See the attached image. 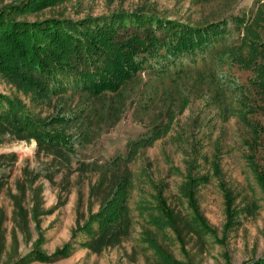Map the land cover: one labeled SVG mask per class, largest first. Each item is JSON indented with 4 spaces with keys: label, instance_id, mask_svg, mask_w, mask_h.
I'll use <instances>...</instances> for the list:
<instances>
[{
    "label": "rangeland",
    "instance_id": "374dc122",
    "mask_svg": "<svg viewBox=\"0 0 264 264\" xmlns=\"http://www.w3.org/2000/svg\"><path fill=\"white\" fill-rule=\"evenodd\" d=\"M3 11L12 14L0 17V61L19 68L27 61L8 51L7 34L26 44L23 57L33 56L32 42L48 48L44 42L63 23L78 28L102 18L104 27L108 16L137 12L193 27L226 20L236 39L243 25L236 28L232 18L254 26L264 0H0ZM218 46L196 64L186 62L175 82L172 73H144L99 99L67 92L45 101L20 91L1 70L0 97L60 131L74 151L4 137L0 264H264V184L248 160L253 133L243 119L264 125V97L252 89L241 95L249 73ZM152 133V142L132 147ZM126 171L131 227L105 245L95 241L91 217Z\"/></svg>",
    "mask_w": 264,
    "mask_h": 264
},
{
    "label": "trees",
    "instance_id": "16d2710c",
    "mask_svg": "<svg viewBox=\"0 0 264 264\" xmlns=\"http://www.w3.org/2000/svg\"><path fill=\"white\" fill-rule=\"evenodd\" d=\"M5 12L7 16L12 14L3 11L0 12V17ZM106 18L111 22L104 24V27L102 23L107 21L102 22V18L84 20L78 28L61 24L60 31L50 33L51 39L44 42L48 48L36 49L41 43L32 42L34 54H27L28 58L21 55L29 52L26 44H19L15 34H7L3 42L8 51H15L29 65L20 62L21 65L17 68L0 61V72L9 73L10 76L7 77L20 91L33 92L45 101L67 92L99 99L119 93L126 83L144 73L155 79H163L172 73L171 77L175 82V77L181 78V73L185 71L186 62L196 64L210 49L219 45L218 52L221 51L220 53L228 57V61L249 73L247 85L241 86L242 88L238 86L241 95H244L245 89H252L255 94L264 97L263 16L257 17L260 20H255L254 26L250 22L246 25L242 17L232 18L236 28L243 25L242 36L239 34L236 39L226 20L205 27H193L137 12L113 14ZM11 24H16L17 30L20 28L14 21ZM82 27H90L91 30H80ZM70 31H76V34L71 35ZM12 60L16 65V58ZM62 77L67 80L66 84L62 83ZM242 105L245 109L244 102ZM67 119L75 118L71 116ZM243 119L253 133L251 141L248 142L252 152L248 160L254 174L264 184V125L251 124L245 117ZM58 121L61 123L63 120ZM48 127L50 126L32 120L15 102L0 97V144L6 140L5 136L15 137L16 134L25 139L37 140L42 146L59 147L73 153L71 140L60 131L55 132ZM156 136L153 133L142 136L131 145L134 149L140 148L152 142ZM256 151L261 153V163L256 159ZM127 155L121 160L129 161L131 157ZM130 185V174L126 171L115 182L110 195L99 206L97 214L91 217V221L96 222L95 241L109 245L129 231ZM158 204L160 213L167 217L169 208L161 195L158 196ZM199 223L206 227L201 220ZM94 244L96 242L91 243Z\"/></svg>",
    "mask_w": 264,
    "mask_h": 264
}]
</instances>
